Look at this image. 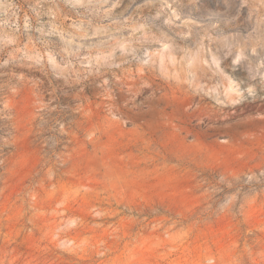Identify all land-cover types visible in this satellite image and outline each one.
Listing matches in <instances>:
<instances>
[{"label": "rangeland", "instance_id": "374dc122", "mask_svg": "<svg viewBox=\"0 0 264 264\" xmlns=\"http://www.w3.org/2000/svg\"><path fill=\"white\" fill-rule=\"evenodd\" d=\"M0 264H264V0H0Z\"/></svg>", "mask_w": 264, "mask_h": 264}]
</instances>
